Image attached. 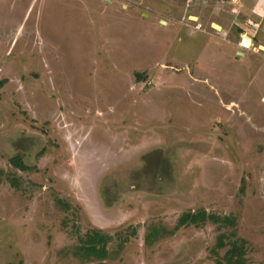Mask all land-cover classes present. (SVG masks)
Listing matches in <instances>:
<instances>
[{
	"label": "rangeland",
	"instance_id": "obj_1",
	"mask_svg": "<svg viewBox=\"0 0 264 264\" xmlns=\"http://www.w3.org/2000/svg\"><path fill=\"white\" fill-rule=\"evenodd\" d=\"M164 5L0 0V264H220L229 228L178 226L198 210L264 264V53L203 50Z\"/></svg>",
	"mask_w": 264,
	"mask_h": 264
},
{
	"label": "crops",
	"instance_id": "obj_2",
	"mask_svg": "<svg viewBox=\"0 0 264 264\" xmlns=\"http://www.w3.org/2000/svg\"><path fill=\"white\" fill-rule=\"evenodd\" d=\"M158 1L166 4L159 17L163 25L174 21L183 25L180 31L186 29L185 32L200 33L197 38L199 42L205 41L203 50H211L216 45L218 47L219 44L227 43L235 50L252 48L256 53H264V49L260 47L264 46V0H238V3L232 0H198V6L194 7L188 0ZM123 7L128 8V5ZM198 21L202 23L203 29L195 27ZM193 36L195 37L194 34ZM224 50L230 48L226 47ZM238 54L244 55V52L239 51Z\"/></svg>",
	"mask_w": 264,
	"mask_h": 264
},
{
	"label": "trees",
	"instance_id": "obj_3",
	"mask_svg": "<svg viewBox=\"0 0 264 264\" xmlns=\"http://www.w3.org/2000/svg\"><path fill=\"white\" fill-rule=\"evenodd\" d=\"M12 162L21 170H28L29 166L25 165L19 156L12 158ZM207 221L218 224V228H229L227 233H221L217 237L216 248L225 249L222 260H217L220 264H248L247 260V241L236 234L237 218L233 215H217L208 213L206 210L188 211L182 214L179 219L178 226H186L194 224L202 225ZM231 228V229H230ZM152 234L146 236V240L150 241ZM112 237L96 232L89 235L88 242L83 245V249L87 251L89 257L96 255L103 258L107 254V246Z\"/></svg>",
	"mask_w": 264,
	"mask_h": 264
},
{
	"label": "built area",
	"instance_id": "obj_4",
	"mask_svg": "<svg viewBox=\"0 0 264 264\" xmlns=\"http://www.w3.org/2000/svg\"><path fill=\"white\" fill-rule=\"evenodd\" d=\"M232 1L235 2V3H238V0H232ZM195 27H196L197 29H203V25H202V23L199 22V21L196 23Z\"/></svg>",
	"mask_w": 264,
	"mask_h": 264
},
{
	"label": "water",
	"instance_id": "obj_5",
	"mask_svg": "<svg viewBox=\"0 0 264 264\" xmlns=\"http://www.w3.org/2000/svg\"><path fill=\"white\" fill-rule=\"evenodd\" d=\"M262 49H264V46H260Z\"/></svg>",
	"mask_w": 264,
	"mask_h": 264
}]
</instances>
